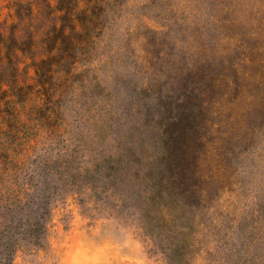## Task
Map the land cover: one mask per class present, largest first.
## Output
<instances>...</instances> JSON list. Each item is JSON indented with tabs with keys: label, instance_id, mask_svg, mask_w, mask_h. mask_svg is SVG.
<instances>
[{
	"label": "rangeland",
	"instance_id": "obj_1",
	"mask_svg": "<svg viewBox=\"0 0 264 264\" xmlns=\"http://www.w3.org/2000/svg\"><path fill=\"white\" fill-rule=\"evenodd\" d=\"M19 1L0 0V20ZM103 8L105 35L63 97L66 143L106 129L108 140L88 149L115 156L120 146L144 167L163 153L162 166L187 172L171 183L189 186L162 202L165 219L159 201L148 218L121 217L110 208L117 192L92 217L73 197L56 201L49 250L18 253L15 264H264V67L252 65L259 55L250 50L259 45V0H104Z\"/></svg>",
	"mask_w": 264,
	"mask_h": 264
},
{
	"label": "trees",
	"instance_id": "obj_2",
	"mask_svg": "<svg viewBox=\"0 0 264 264\" xmlns=\"http://www.w3.org/2000/svg\"><path fill=\"white\" fill-rule=\"evenodd\" d=\"M55 2L10 3L9 13L0 20V264H15L18 253L49 250L56 201L73 197L92 217V209L104 210L106 199L117 192L120 203L110 208L121 217L137 212L148 218L159 201L165 219L168 206L162 202L174 191L182 195L189 186L171 183L175 176L186 179L187 172L162 166L168 159L163 153L157 166L144 167L142 157L123 152L120 146L115 156L88 149L86 145L100 147L108 140L106 129L91 133L88 142L76 138L69 148L63 97L75 82L74 69L89 66L94 46L105 35L104 0ZM259 4L262 16L252 34L259 45L257 51L250 50L259 55L252 65L263 68L264 0ZM35 8L45 16L41 22ZM1 12L0 7V17ZM184 249L178 252L186 257Z\"/></svg>",
	"mask_w": 264,
	"mask_h": 264
}]
</instances>
